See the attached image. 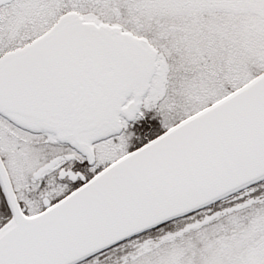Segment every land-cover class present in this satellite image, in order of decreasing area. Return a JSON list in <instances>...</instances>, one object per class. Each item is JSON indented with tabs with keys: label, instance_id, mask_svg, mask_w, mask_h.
Returning <instances> with one entry per match:
<instances>
[{
	"label": "snow or ice",
	"instance_id": "6c2138e0",
	"mask_svg": "<svg viewBox=\"0 0 264 264\" xmlns=\"http://www.w3.org/2000/svg\"><path fill=\"white\" fill-rule=\"evenodd\" d=\"M0 264H264V0H0Z\"/></svg>",
	"mask_w": 264,
	"mask_h": 264
}]
</instances>
